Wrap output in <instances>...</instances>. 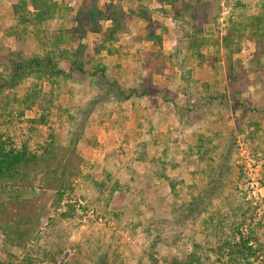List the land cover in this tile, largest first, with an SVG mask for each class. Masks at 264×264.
Segmentation results:
<instances>
[{"label": "rangeland", "instance_id": "rangeland-1", "mask_svg": "<svg viewBox=\"0 0 264 264\" xmlns=\"http://www.w3.org/2000/svg\"><path fill=\"white\" fill-rule=\"evenodd\" d=\"M31 1L0 0V55H33L40 50L37 34L62 29L70 45L79 40L86 46L89 61L105 64L108 81L129 89L149 76L155 92L126 101L114 92L99 102L94 99L100 90L88 78L60 85L58 100L69 114L62 115L57 141L67 147L79 137L65 174L72 190L58 203L55 189L39 178L31 188H0V227L8 222L21 232L19 246H9L11 260L17 262L31 245L51 251L62 245L57 264L74 262V245L91 233L116 247L109 257L121 264L183 263L192 242L202 239L204 219L227 215L234 225L248 206L241 229L255 232V263L264 264V39L255 41L249 28L264 11V0H96L124 13V29L113 40L109 19L93 25L84 18V32L75 28L83 2L90 0H40L48 14L36 25L20 21L36 17ZM224 37L233 45L226 46ZM105 171L111 174L108 184L118 187L107 213L102 203L91 202L84 185L87 175L97 180ZM211 173L218 175V187L207 194ZM253 182L260 189L257 204L247 198ZM67 204L73 205L72 218L63 219ZM189 205L197 207L189 212ZM3 248L0 228V260ZM85 251V264H96L94 257L84 259Z\"/></svg>", "mask_w": 264, "mask_h": 264}, {"label": "trees", "instance_id": "trees-1", "mask_svg": "<svg viewBox=\"0 0 264 264\" xmlns=\"http://www.w3.org/2000/svg\"><path fill=\"white\" fill-rule=\"evenodd\" d=\"M31 5L37 12L36 17L31 20L23 15L20 21L34 25L41 24L48 14L47 8L40 0H32ZM17 7L18 5H14L16 12H18ZM124 17L123 11L114 8L113 4L102 8L98 6L96 0L84 1L83 8L75 18V28L84 32L82 27L84 18L93 25L96 19H109L112 23L108 29L109 37L113 40L115 35L124 29ZM249 28L255 41L264 39V11L252 24L250 20ZM36 37L40 50L33 55L24 56L22 51L18 50H10L5 55H0V188L13 189L28 184L31 188L32 181L39 178L42 185L55 189L58 203H61L66 189L72 190L70 182L65 179V174L69 164L68 156L71 154L69 151L79 137L75 135L67 147L61 146L57 141L59 131L65 125L62 115L69 114L68 107L58 100L60 85L68 79L88 78L89 83L97 84L100 90L99 99H94L99 102H104V98L109 101L114 92L120 101H126L150 96L154 94L155 89L149 76H143L136 86L129 89L121 87L117 80L108 81L105 64L100 59L89 61L88 53L85 51L86 46L79 40L76 46L70 45V38L62 29L42 36L37 34ZM223 42L226 46L233 45V40H228L226 37ZM97 50L100 51V48ZM113 52L116 50H110V53ZM25 83H27L26 89L23 93L17 94L16 90ZM43 83L48 84L47 89L43 88ZM182 90L185 92L184 89ZM25 111H31L33 115L26 117ZM257 124H260L259 120L254 123L256 128ZM202 144L203 142L199 146L201 147ZM203 154H199V160L203 159ZM140 159L144 160V155H141ZM222 162L223 160L217 164L219 170ZM213 169L214 167L210 165L209 173ZM218 172L217 174L220 175ZM212 174L208 180L207 194L218 187L216 183L218 175ZM110 180L111 174L106 171L100 179L96 180L91 175H87L84 179V185L90 187L92 192L91 202L96 205L102 203L104 213L110 212L108 204L111 194L118 188L115 183L109 185ZM105 190L108 192L106 195H104ZM196 207L192 208L189 205L187 211L192 212ZM66 208L67 211L60 213L61 217L72 218L69 211L73 209V205L67 204ZM249 211L248 206L241 211V219L234 225L227 221V215L220 218L209 216L204 219L202 239L194 240L185 261L183 263L175 261V264H256L257 250L250 244L251 241H257L255 232L252 229L247 231L241 229ZM112 214L118 216L117 213ZM0 228L3 235V250L6 254V257L0 260V264H41L45 261L57 264L56 256L64 248L62 245H55L54 251L44 246L31 245L17 262H13L11 259L14 256H9L8 249L9 246H19L18 238L21 232L16 233L15 226L8 222ZM73 248L74 262L68 261L64 264H85V260L81 257L82 248L86 249L84 259L94 257L93 262L96 264H121L118 259L109 257V251L116 247L97 235L90 233ZM98 250H101V253Z\"/></svg>", "mask_w": 264, "mask_h": 264}, {"label": "built area", "instance_id": "built-area-1", "mask_svg": "<svg viewBox=\"0 0 264 264\" xmlns=\"http://www.w3.org/2000/svg\"><path fill=\"white\" fill-rule=\"evenodd\" d=\"M254 184H256V186L253 187V185L251 184V191H249V195H248V199L252 201L253 204H257V202H259V198H260V189L258 187V183L257 182H253Z\"/></svg>", "mask_w": 264, "mask_h": 264}]
</instances>
